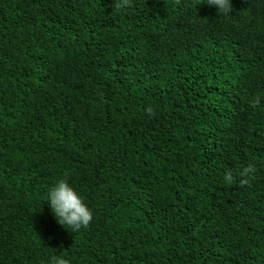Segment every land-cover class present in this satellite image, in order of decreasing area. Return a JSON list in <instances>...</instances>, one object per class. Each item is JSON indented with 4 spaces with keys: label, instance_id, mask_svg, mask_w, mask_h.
<instances>
[{
    "label": "trees",
    "instance_id": "obj_1",
    "mask_svg": "<svg viewBox=\"0 0 264 264\" xmlns=\"http://www.w3.org/2000/svg\"><path fill=\"white\" fill-rule=\"evenodd\" d=\"M115 2L0 0V264H264V0Z\"/></svg>",
    "mask_w": 264,
    "mask_h": 264
},
{
    "label": "clouds",
    "instance_id": "obj_2",
    "mask_svg": "<svg viewBox=\"0 0 264 264\" xmlns=\"http://www.w3.org/2000/svg\"><path fill=\"white\" fill-rule=\"evenodd\" d=\"M206 5L215 8L216 14H230L232 11L231 0H207ZM123 0H116L115 9L123 8ZM151 113V108L147 109ZM231 173L226 172L224 179L231 180ZM246 183V181H241ZM46 203L53 214L56 222L61 226H69L74 230L87 227L93 219L92 210L84 202L83 198L67 181L60 179L51 186L46 194ZM49 264H67L62 257L50 258Z\"/></svg>",
    "mask_w": 264,
    "mask_h": 264
}]
</instances>
